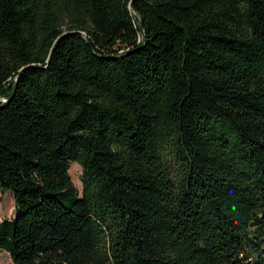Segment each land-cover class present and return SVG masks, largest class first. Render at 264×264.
Wrapping results in <instances>:
<instances>
[{
	"label": "trees",
	"instance_id": "obj_1",
	"mask_svg": "<svg viewBox=\"0 0 264 264\" xmlns=\"http://www.w3.org/2000/svg\"><path fill=\"white\" fill-rule=\"evenodd\" d=\"M0 189L14 264H264V0H0Z\"/></svg>",
	"mask_w": 264,
	"mask_h": 264
},
{
	"label": "rangeland",
	"instance_id": "obj_2",
	"mask_svg": "<svg viewBox=\"0 0 264 264\" xmlns=\"http://www.w3.org/2000/svg\"><path fill=\"white\" fill-rule=\"evenodd\" d=\"M71 178L80 191L83 192L82 173L83 169L77 162H72L69 171ZM17 215L13 193L10 190L0 189V223L6 219H13ZM0 264H14L11 255L7 251H1Z\"/></svg>",
	"mask_w": 264,
	"mask_h": 264
}]
</instances>
